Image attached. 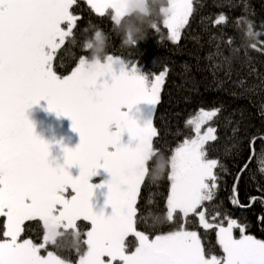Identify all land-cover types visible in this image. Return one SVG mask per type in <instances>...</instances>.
I'll return each mask as SVG.
<instances>
[{
	"label": "snow or ice",
	"instance_id": "obj_1",
	"mask_svg": "<svg viewBox=\"0 0 264 264\" xmlns=\"http://www.w3.org/2000/svg\"><path fill=\"white\" fill-rule=\"evenodd\" d=\"M87 2L101 17L111 10L116 26L132 17L134 6L141 12L150 7L149 0ZM74 3L0 0V217L6 218L3 236L7 238L0 242V264H70L52 251L41 255L46 245L55 246L66 237L71 238V246L78 252L80 244L86 245L78 264H264V240L245 235L246 226L220 211L208 217V205L219 191L221 172L227 169L218 159L209 158L205 149L209 141L217 140L216 129L209 125L201 130L219 109H201L189 118L186 123L195 135L185 138L163 160L170 181L165 219L175 222L179 217V226L154 239L137 231L138 197L152 165L157 163L153 158L158 154L154 148L158 131L153 117L161 102L167 69L157 73L149 85L137 74L135 63L125 71L120 58L107 54L103 62L89 63L81 57L70 75H58L53 62L66 40L74 35L79 19L70 11ZM161 11L169 39L178 43L193 16V0H168V7ZM241 19L237 18V25ZM224 21V15H220L215 24ZM252 27L249 22L246 36H260ZM151 29L159 32L158 22ZM96 38L101 39L100 32ZM127 42L132 43L131 38ZM260 43L264 45V41ZM88 47L91 45H84L86 50ZM250 47L264 51V47L257 49L256 43ZM217 55L227 59L222 52ZM114 65L121 66L119 75ZM42 100L47 101L48 111L70 119L72 130L79 135L74 149L63 148V164L53 166L50 145L35 134L25 115ZM141 103L154 109L143 126L131 115ZM124 133L136 142L134 147L122 143ZM257 138H252L250 147ZM253 155L234 177L228 197L234 207L250 208L257 201L264 204V195L250 196L247 204L239 200V184ZM71 169H78V174ZM101 171L110 180L93 184L91 181ZM260 171L264 173V167ZM104 187L108 190L106 207L110 206V214L95 211L91 203L94 191ZM69 188L73 195L65 197ZM257 191L264 192V188ZM190 217L204 229H217L222 257L206 252L197 231L186 227ZM34 220L43 225V242L39 244L20 239L25 222ZM81 220L91 224L86 233L80 231ZM234 229H239V238L234 237ZM129 236L136 238L133 251L126 243Z\"/></svg>",
	"mask_w": 264,
	"mask_h": 264
},
{
	"label": "trees",
	"instance_id": "obj_2",
	"mask_svg": "<svg viewBox=\"0 0 264 264\" xmlns=\"http://www.w3.org/2000/svg\"><path fill=\"white\" fill-rule=\"evenodd\" d=\"M193 4V16L178 43L169 39L167 29L158 17H154L160 31L147 29V38L132 47L124 43L123 30L114 24L110 11L101 17L84 0H75L70 9L79 17L74 35L58 51L53 67L58 75H70L81 57H89L84 43L98 29L107 37L106 55L111 54L128 64L135 63L145 79L150 80L167 69L161 102L153 117L158 131L154 138L158 154L153 158L157 163L152 165V172L138 197L137 231L154 239L179 226V217L175 222L165 219L170 181L163 160H167L185 138L193 137L191 126L186 123L189 118L201 109H219L217 116L209 121L216 129L217 140L209 141L205 149L208 157L218 159L227 172L217 170L222 179L216 200L208 205V217L211 219L216 211H220L246 226L245 235L264 240V220L259 219L264 217V204L257 201L250 208H241L234 207L228 199L236 173L253 155L252 147L255 152L241 178L239 200L241 204H247L250 196L264 195L257 191V188H264V173L260 171L264 167V140L259 139L264 137V51L250 47L252 43L257 44V49L264 47L260 43L264 41V0H193ZM220 15H224L225 21L216 25ZM237 18H242L239 25ZM144 20L146 17L135 10L123 23V28L133 31ZM249 22L253 25L252 31L259 32L260 36H246ZM217 52H222L227 59L218 56ZM253 137L258 138L250 147ZM159 175L162 176L159 181L153 180ZM78 225L81 233L90 229L88 221H78ZM24 227L21 239H31L37 244L42 242L41 221H26ZM186 227L197 231L206 252L223 256L216 228L204 229L192 217ZM3 230L4 220L0 217V240L4 238ZM233 235L239 238V229H234ZM70 240L66 237L55 246L46 245L42 253L52 251L61 259L77 264L86 245L80 244L78 252ZM126 243L132 251L136 238L129 236Z\"/></svg>",
	"mask_w": 264,
	"mask_h": 264
},
{
	"label": "rangeland",
	"instance_id": "obj_3",
	"mask_svg": "<svg viewBox=\"0 0 264 264\" xmlns=\"http://www.w3.org/2000/svg\"><path fill=\"white\" fill-rule=\"evenodd\" d=\"M87 4V0H84ZM89 5V4H88ZM90 6V5H89ZM139 11L138 8H135V6L133 7V11ZM111 12V10H109ZM168 32V30H167ZM168 37H169V34H168ZM123 64H124V70L125 71H129L130 70V67H131V64H128L126 62L123 61ZM136 65V64H135ZM120 65H114V72L119 75L120 73ZM137 67V74L142 76V74L140 73V68L136 65ZM155 75H153V77L150 79V80H147L146 79V83L147 84H151V82L153 81V78H154ZM143 77V76H142ZM104 78H102L101 82L103 81ZM108 82L111 83V78L108 77ZM48 109V104H47V101H40V103L38 105H33L31 108H29L26 112L30 111V110H33V111H36V114H38L37 117H42L44 120H48L49 118L53 119V120H56V121H59L62 119V121L64 122L65 121V129L68 128V130H72V122L70 119L64 117V116H57L56 113L54 112H50L47 110ZM205 111H209V110H213V109H203ZM200 111V110H199ZM199 111L196 113V115L199 113ZM152 112H153V107L146 104V103H141L139 105H136L133 110H132V113L131 115L133 116V118L135 119V117H139L140 118V122L139 124L141 126H143L152 116ZM35 115V114H34ZM33 115V116H34ZM45 115V116H43ZM195 115V116H196ZM194 116V117H195ZM193 117V118H194ZM41 119V120H43ZM210 124H206L203 128H202V132L205 131L207 129V127L209 126ZM211 126V125H210ZM64 129V128H63ZM194 133V132H193ZM195 135V133H194ZM193 135V136H194ZM77 141L79 142V136L77 137ZM66 140L65 141H62L60 142L61 144V148L63 147V145L65 144ZM122 143L124 144H129L131 143V146H135V141H132L130 136L127 134V133H124L123 136H122ZM63 156H64V153L63 151H55V154L53 155L54 159L52 161L53 163V166L57 165V164H63ZM70 171L73 172V174H78V169H71ZM108 180H110V176L106 173H103V171H101V175L99 177H96V178H93V180L91 181L93 184H100L102 181L104 182H107ZM107 194H108V190L106 187L104 188H97L95 191H94V194H93V197H92V200H91V203L93 204V207H94V210L97 211V212H100L101 210L105 211L106 213H109L111 212V208L110 206L106 207V201H107ZM65 197H70L71 195H73V193L71 192V189H67L64 193ZM3 220H4V224L6 222V218L5 217H2ZM90 223V222H89ZM90 229H91V224H90ZM89 229V230H90ZM5 230V229H4ZM3 230V232H4ZM216 232H217V229H216ZM217 236V235H216ZM4 237V236H3ZM7 239L6 237H4L3 239L0 240V242H2L3 240ZM21 239V238H20ZM218 240V238H217ZM42 242H43V239H42ZM41 242V243H42ZM42 250L41 249V255H47V252H44L42 253ZM134 250V249H133ZM132 250V251H133ZM79 261V259H78ZM78 261H77V264H78ZM72 264V263H70Z\"/></svg>",
	"mask_w": 264,
	"mask_h": 264
},
{
	"label": "clouds",
	"instance_id": "obj_4",
	"mask_svg": "<svg viewBox=\"0 0 264 264\" xmlns=\"http://www.w3.org/2000/svg\"><path fill=\"white\" fill-rule=\"evenodd\" d=\"M149 5L150 8L147 12H141L139 10L140 14L146 17V20L142 21L141 25L137 29L129 31L128 29L123 28V23L117 25V28L123 30L124 43L127 46L135 47L139 42L147 38V29L151 28V25L157 22V19H155L154 17H158L160 22H163V20L165 19L161 9L168 7V0H149ZM97 32L101 33L100 40H97L96 38ZM129 38H131L132 43L127 42L129 41ZM84 45H91V47L87 48V51L89 52V57L87 58L89 63L103 62L106 55L107 37L101 30H95L91 38L85 41ZM161 178L162 176L159 175L156 176L153 180L159 181Z\"/></svg>",
	"mask_w": 264,
	"mask_h": 264
},
{
	"label": "flooded vegetation",
	"instance_id": "obj_5",
	"mask_svg": "<svg viewBox=\"0 0 264 264\" xmlns=\"http://www.w3.org/2000/svg\"><path fill=\"white\" fill-rule=\"evenodd\" d=\"M25 115L33 124L35 134L50 145V161H53L55 151H63V148L74 149L79 144L77 141V137L79 136L78 133L73 130H68V128L65 129L64 125L66 123L65 121L63 122L62 119L59 121L51 118L44 120L41 116L37 117L38 114H36V111L33 110L26 112ZM135 119L138 123L140 122V118L138 116L135 117ZM65 140V144L61 148L60 142Z\"/></svg>",
	"mask_w": 264,
	"mask_h": 264
}]
</instances>
